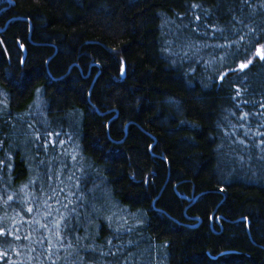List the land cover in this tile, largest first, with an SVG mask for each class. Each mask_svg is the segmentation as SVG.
Returning a JSON list of instances; mask_svg holds the SVG:
<instances>
[{"label":"trees","instance_id":"trees-1","mask_svg":"<svg viewBox=\"0 0 264 264\" xmlns=\"http://www.w3.org/2000/svg\"><path fill=\"white\" fill-rule=\"evenodd\" d=\"M262 56L264 0H0V264L73 206L84 264H264Z\"/></svg>","mask_w":264,"mask_h":264},{"label":"snow or ice","instance_id":"snow-or-ice-1","mask_svg":"<svg viewBox=\"0 0 264 264\" xmlns=\"http://www.w3.org/2000/svg\"><path fill=\"white\" fill-rule=\"evenodd\" d=\"M195 7V6H194ZM197 19H199V17H197ZM218 29H214V31H217ZM185 55H187V53H185ZM261 60H264V56L261 57ZM253 61L252 60H248V62L246 64H241L240 65V69L243 70L245 68L248 67L249 64H252ZM237 95H239V91H237ZM241 120H245L247 119V114H244L240 117ZM261 127H264V124L261 125ZM245 135H247V133H245ZM260 135L264 136V132L260 133ZM56 136L59 137L60 133H56ZM37 139H39V137H37ZM2 141H0V147H2ZM60 144H63L64 141L60 140L59 141ZM242 143V141H241ZM45 147L47 148V145H45ZM73 159H75V157L73 156ZM5 165V161L0 160V171H2V168ZM9 170H11V166H8ZM52 177L49 176V180H51ZM77 188H79V184L76 185ZM53 193H55V189H52ZM61 192L64 191V189H60ZM49 199H51L52 197H48ZM0 199H2V197H0ZM78 200L83 201L84 197L80 196L77 197ZM13 200V196H8L7 197V201H5V204H7L8 201H12ZM65 208H68L69 205L68 204H64L63 205ZM83 203H81V207H83ZM51 207V206H49ZM29 212L32 211L31 208L28 209ZM98 211V210H97ZM72 213H75V225L73 224L72 220L69 217H66L63 215V213L61 214V219L56 221L54 227L56 229V231L54 232V235L57 238V242L61 245L60 248L57 249V251L64 253L63 256H61L60 258L63 259L65 261V264H84V256H82L80 254V248H83L84 245L82 244L81 238L79 236L76 237V243L73 242V240L71 239V235L72 232L74 231H78V226L80 224V213L77 212V209L75 206L72 207L71 209ZM108 219L110 220L111 217H108ZM63 222V232L61 231L60 225ZM37 223H39V221H37ZM44 225H42L43 227ZM6 232L4 230H0V236L5 235ZM19 238V237H17ZM27 238V237H26ZM83 239H88V236L85 235L83 237ZM41 244L44 243V240L40 241ZM51 243V242H49ZM80 244V247H77V244ZM112 241L108 240L107 244L110 246L109 251H100L99 252V256L100 257H106V256H116L117 253L111 251V246H112ZM52 247H55V245H53ZM52 247H49L47 249L49 255L52 252ZM88 251L91 252H96V248L94 246L89 245L87 248ZM34 251V249H33ZM47 258V257H46ZM52 264H57V262L55 260L52 261ZM93 264H97L96 261H93Z\"/></svg>","mask_w":264,"mask_h":264}]
</instances>
